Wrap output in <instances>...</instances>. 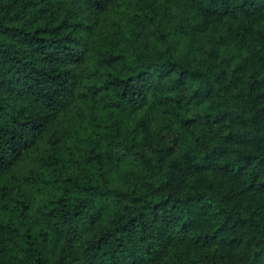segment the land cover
Masks as SVG:
<instances>
[{
    "label": "trees",
    "instance_id": "trees-1",
    "mask_svg": "<svg viewBox=\"0 0 264 264\" xmlns=\"http://www.w3.org/2000/svg\"><path fill=\"white\" fill-rule=\"evenodd\" d=\"M0 264H264V0H0Z\"/></svg>",
    "mask_w": 264,
    "mask_h": 264
}]
</instances>
